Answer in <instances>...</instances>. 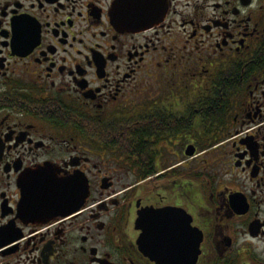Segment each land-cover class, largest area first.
I'll return each mask as SVG.
<instances>
[{"label": "flooded vegetation", "instance_id": "af4514ba", "mask_svg": "<svg viewBox=\"0 0 264 264\" xmlns=\"http://www.w3.org/2000/svg\"><path fill=\"white\" fill-rule=\"evenodd\" d=\"M0 264H264V0H0Z\"/></svg>", "mask_w": 264, "mask_h": 264}, {"label": "water", "instance_id": "95a60500", "mask_svg": "<svg viewBox=\"0 0 264 264\" xmlns=\"http://www.w3.org/2000/svg\"><path fill=\"white\" fill-rule=\"evenodd\" d=\"M38 187L45 188L52 185L61 188L55 190L24 192V201L22 209L27 210L32 217L44 215H61L67 217L78 213L83 208V204L88 198L89 186L66 188V185L86 184L83 176L77 175L69 180L49 177L44 173L38 179Z\"/></svg>", "mask_w": 264, "mask_h": 264}]
</instances>
